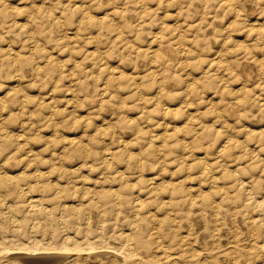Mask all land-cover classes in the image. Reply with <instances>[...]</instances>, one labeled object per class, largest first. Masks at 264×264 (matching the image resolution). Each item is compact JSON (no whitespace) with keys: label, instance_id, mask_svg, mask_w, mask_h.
Returning a JSON list of instances; mask_svg holds the SVG:
<instances>
[{"label":"rangeland","instance_id":"obj_1","mask_svg":"<svg viewBox=\"0 0 264 264\" xmlns=\"http://www.w3.org/2000/svg\"><path fill=\"white\" fill-rule=\"evenodd\" d=\"M0 173V264H264V0H0Z\"/></svg>","mask_w":264,"mask_h":264},{"label":"bare ground","instance_id":"obj_2","mask_svg":"<svg viewBox=\"0 0 264 264\" xmlns=\"http://www.w3.org/2000/svg\"><path fill=\"white\" fill-rule=\"evenodd\" d=\"M68 39H69V38H68ZM168 50H169V49H168ZM170 50H171V49H170ZM166 53H167V52H166ZM168 54H169V53H168ZM170 58H171V57H170ZM17 70H18V69H17ZM154 70H155V69H154ZM19 71H20V70H19ZM4 74H5V72H4ZM2 75H3V73H2ZM5 75H6V74H5ZM161 85H162V84H161ZM160 90H161V89H160ZM91 101H92V100H91ZM91 101H90V102H91ZM7 136H8V135H7ZM2 138H3V137H2ZM7 141H8V140H7ZM8 150H9V149H8ZM29 154H30V153H29ZM5 155H6V154H5ZM5 155H4V156H5ZM13 156H14V155H13ZM106 156H107V155H106ZM106 156H105V158H106ZM107 157H108V156H107ZM109 157H110V156H109ZM23 158H24V157H23ZM33 158H34V157H33ZM111 158H112V157H111ZM107 160H108V159H107ZM109 161H110V160H109ZM21 162H22V161H21ZM37 163H38V161H37ZM40 164H41V163H40ZM105 164H106V163H105ZM108 164H109V163H108ZM36 165H37V164H36ZM56 167H57V166H56ZM62 167H63V166H62ZM58 168H59V167H58ZM58 168H57V169H58ZM64 168H65V167H63V169H64ZM66 168H67V167H66ZM79 168H80V167H79ZM12 169H13V168H12ZM68 169H69V168H68ZM210 169H211V168H210ZM37 170H38V169H37ZM37 170H36V171H37ZM66 170H67V169H66ZM66 170H65V172H66ZM70 170H71V169H70ZM74 170H75V169H74ZM78 170H79V169H78ZM80 170H81V169H80ZM80 170H79V171H80ZM68 172H69V170H68ZM3 173H4V172H3ZM12 173H13V172H12ZM23 173H24V171H23ZM35 173H37V172H35ZM38 173H39V170H38ZM42 173H43V172H42ZM66 173H67V172H66ZM71 173H72V172H71ZM0 174H1V173H0ZM8 174H9V173H8ZM24 175H25V174H24ZM26 175H27V173H26ZM41 175H42V174H41ZM50 175H51V174H50ZM70 175H71V174H70ZM16 176H17V175H16ZM48 176H49V175H48ZM55 176H56V175H55ZM66 176H67V175H66ZM84 176H85V175H84ZM0 177H3V176H0ZM17 177H18V176H17ZM71 177H72V175H71ZM82 177H83V176H82ZM14 179H15V178H14ZM16 179H17V178H16ZM16 179H15V180H16ZM18 179H19V178H18ZM82 179H83V178H82ZM84 179H85V178H84ZM69 180H70V179H69ZM71 180H72V179H71ZM80 180H81V179H80ZM85 180H86V179H85ZM85 180H84V181H85ZM21 181H22V180H21ZM21 181H20V182H21ZM44 181H45V180H44ZM72 181H73V180H72ZM84 181H83V182H84ZM7 182H8V181L5 180V179H1V180H0V194H1L2 196H3V193H1V191L7 187ZM15 182H18V181H14V182L12 183V185L10 186L11 189H10V190H7V193L10 194V195H13L14 193H16L15 195H21V194H23V193L26 191V189H25L23 186L19 185L20 182H19V183H15ZM57 182H58V181H57ZM27 183H28V182H27ZM59 183H60V182H59ZM154 183H155V182H154ZM30 184H32V183H30ZM38 184H39V181H38ZM57 184H58V183H57ZM40 186H41V185H40ZM56 186H57V185H56ZM60 186H61V185H60ZM64 186H65V185H64ZM66 186H68V185H66ZM57 187H58V186H57ZM111 187H112V186H111ZM40 188H41V187H40ZM47 188H48V187H47ZM86 188H88V186H87ZM24 190H25V191H24ZM40 190H42V189H40ZM61 190H62V189H61ZM89 190L91 191V189H89ZM89 190H88V191H89ZM56 191L58 192V188H57ZM88 191H85V192H88ZM103 191H104V190H103ZM106 191H108V190H106ZM114 191H115V190H114ZM28 192H29V191H28ZM28 192H27V193H28ZM62 192L64 193V191H62ZM60 193H61V192H60ZM60 193H59V194H60ZM88 193H89V192H88ZM116 193H117V192H116ZM30 194H32V193H30ZM90 194H91V193H90ZM10 195H9V196H10ZM57 195H58V194H57ZM63 195H64V194H63ZM118 195H119V193H118ZM60 196H61V194H60ZM89 196H94V195H89ZM96 196H97V195H96ZM208 196H209V195H208ZM14 197H16V196H14ZM37 197H38V196H37ZM40 197H41V196H40ZM61 197H63V196H61ZM87 197H88V196H87ZM115 197H116V196H115ZM226 197H228V196H226ZM3 198H4V197H3ZM3 198H2V199H3ZM22 198H23V197H22ZM22 198H21V199H22ZM68 198H69V197H68ZM90 198H91V197H90ZM14 199H15V198H14ZM42 199H43V198H42ZM48 199H49V198H48ZM60 199H61V198H60ZM138 199H139V198H138ZM209 199H210V198H209ZM22 200H23V199H22ZM44 200H45V199H44ZM44 200H43V201H44ZM62 200H63V199H62ZM71 200H72V199H71ZM94 200H95V199H94ZM94 200H93V201H94ZM1 201H2V200H1ZM1 201H0V202H1ZM10 201H11V200H10ZM18 201H20V200H18ZM18 201H16V202H18ZM39 201H41V200H40L39 198H35L34 195H28V202H29L28 204H30V207H32V208H37V207L40 208V206H42V203H41V205H40V204H39V203H40ZM52 201H53V200H52ZM93 201H92V202H93ZM105 201H106V200H105ZM207 201H208V200H207ZM45 202H46V200H45ZM45 202H44V203H45ZM85 202H86V200H85ZM83 203H84V202H83ZM88 203H89V202H88ZM105 203H107V201H106ZM126 203H127V202H126ZM135 203H136V201H135ZM62 204H63V203H62ZM89 204H90V203H89ZM136 204H137V203H136ZM138 204L140 205V203H138ZM19 205H20V204H19ZM21 205H22V204H21ZM25 205H26V204H25ZM39 205H40V206H39ZM51 205H52V204H51ZM59 205H60V204H59ZM98 205H99V204H98ZM133 205H134V204H133ZM43 206H44V204H43ZM100 206H101V205H100ZM100 206H99V207H100ZM126 206H127V205H126ZM140 206H141V205H140ZM140 206H139V207H140ZM13 207H14V206H13ZM17 207H18V205H17ZM25 207H26V206H25ZM48 207H49V206H48ZM57 207H58V206H57ZM71 207H72V206H71ZM71 207H70V208H71ZM73 207H74V206H73ZM96 207H98V206H96ZM110 207H112V206H110ZM118 207H119V206H118ZM135 207H136V206H135ZM139 207H138V205H137V208H138V209H139ZM5 208H6V207H5ZM41 208H42V207H41ZM43 208H44V207H43ZM76 208H77V207H76ZM79 208H80V207H79ZM79 208H78V209H79ZM88 208H89V207H88ZM90 208H91V207H90ZM108 208H109V207H108ZM137 208H136V209H137ZM141 208H142V207H141ZM8 209H11V208H8ZM30 209H31V208H30ZM49 209H50V208H49ZM72 209H73V208H72ZM84 209L87 210L86 207H85ZM44 210H45V209H44ZM47 210H48V209H47ZM64 210H65V209H64ZM70 210H71V209H70ZM74 210H75V208H74ZM76 210H77V209H76ZM82 210H83V209H82ZM92 210H93V209H92ZM95 210H97V209H95ZM109 210H110V208H109ZM7 211H8V210H7ZM18 211H20V210H18ZM52 211H53V210H52ZM78 211H80V210H78ZM33 212H35V210H33ZM45 212H46V211H45ZM45 212H43V213H45ZM49 212H50V211H49ZM56 212H57V210H56ZM74 212H75V211H74ZM110 212H112V211H110ZM20 213H21V212H20ZM31 213H32V211H31ZM53 213H54V211H53ZM63 213H64V212H63ZM33 214H34V213H33ZM48 214H49V213H48ZM102 214H103V212H102ZM102 214H101V215H102ZM35 215L38 216V214H35ZM46 215H47V213H46ZM50 215H51V214H50ZM74 215H76V214H74ZM47 216H48V215H47ZM62 216H63V215H62ZM0 217H1V216H0ZM12 217H13V216H12ZM14 217H15V216H14ZM34 217H35V216H34ZM34 217H32V218H34ZM44 217H45V216H44ZM50 217H53V216H50ZM50 217H49V218H50ZM63 217L65 218V215H64ZM90 217H91V215H90ZM100 217H101V216H100ZM188 217H189V216H188ZM191 217H192V216H191ZM36 218H37V217H36ZM88 218H89V217H88ZM192 218H193V217H192ZM12 219H13V218H12ZM14 219H15V218H14ZM41 219H42V218H41ZM66 219H67V221H68V218H67V217H66ZM92 219H93V218H92ZM188 219H189V218H187V220H188ZM25 220H28V217H27V219H25ZM39 220H40V218H39ZM46 220H48V219H46ZM192 220H193V219H192ZM2 221H3V220H2ZM6 221H7V220H6ZM6 221H5V222H6ZM16 221H17V220H16ZM28 221H29V220H28ZM55 221H56V220H55ZM59 221H60V220H59ZM63 221H64V220H63ZM80 221H81V220H80ZM82 221H83V220H82ZM89 221H90V219H89ZM91 221H92V220H91ZM10 222H11V221H10ZM12 222H13V221H12ZM12 222H11V223H12ZM56 222H58V221H56ZM64 222H65V221H64ZM101 222H102V221H101ZM103 222H104V221H103ZM131 222H132V221H131ZM190 222H191V221L189 220V223H190ZM255 222H256V221H255ZM11 223H8V224H11ZM13 223H14V222H13ZM40 223H42V221H41ZM40 223H39V224H40ZM90 223H91V222H89V225H90ZM98 223H100V222H98ZM6 224H7V223H6ZM6 224H5V225H6ZM15 224H17V223L15 222ZM22 224H23V221H22ZM33 224H34V223H33ZM33 224H32V225H33ZM37 224H38V223H37ZM37 224H36V225H37ZM39 224H38V226H36V227H39ZM65 224H66V222H65ZM65 224H64V225H65ZM76 224H77V223H76ZM2 225H3V223H2ZM20 225H21V224H20ZM29 225H30V224H29ZM32 225H31V226H32ZM64 225H63V228H64ZM96 225H97V224H96ZM3 226H4V225H3ZM3 226H2V227H3ZM25 226H26V225H25ZM31 226H30V227H31ZM86 226H87V225H86ZM91 226H92V225H91ZM98 226H99V225H98ZM102 226H103V225H102ZM12 227H13V226H12ZM14 227H15V226H14ZM22 227H23V225H22ZM36 227H35V228H36ZM40 227H41V226H40ZM43 227H44V226H43ZM48 227H49V226H48ZM48 227H47V228H48ZM56 227H57V226H56ZM71 227H72V226H71ZM16 228H17V225H16ZM18 228H19V227H18ZM20 228H21V227H20ZM33 228H34V227H33ZM35 228H34V229H35ZM45 228H46V227H45ZM65 228H66V227H65ZM67 228H69V227H67ZM78 228H79V227H78ZM88 228H89V227H88ZM13 229H14V228H13ZM34 229H33V230H34ZM43 229H44V228H41V230H43ZM50 229H51V228H50ZM53 229H54L53 232H55V228H53ZM76 229H77V228H76ZM90 229H91V227H90ZM20 230H21V229H20ZM63 230H64V229H63ZM26 231H27V230H26ZM45 231H46V230H45ZM47 231H48V230H47ZM136 231H137V230H136ZM33 232H34V231H33ZM33 232H32V234H33ZM36 232H37V231L35 230V233H36ZM53 232H51V233H53ZM66 232H67V231H66ZM88 232H89V231H88ZM88 232H87V233H88ZM2 233H3V232H2ZM11 233H13V232H11ZM14 233H15V232H14ZM40 233H42V232H40ZM40 233H38V234H40ZM67 233H68V232H67ZM123 233H124V232H123ZM3 234H4V233H3ZM16 234H17V233H16ZM19 234H20V233H19ZM43 234H44V233H43ZM43 234H42V235H43ZM100 234H101V233H100ZM102 234H103V233H102ZM127 234H128V233H127ZM129 234H130V233H129ZM9 235H10V234H9ZM12 235H13V234H12ZM30 235H31V231H30ZM40 235H41V234H40ZM54 235H55V234H54ZM63 235H65V234H63ZM68 235H70V234H68ZM124 235H125V234H124ZM142 235H143V232H142ZM2 236H3V235H2ZM2 236H0V237H2ZM6 236H7V235H6ZM16 236H18V234H17ZM31 236H32V235H31ZM31 236H30V237H31ZM43 236H44V235H43ZM46 236H47V235H46ZM80 236H81V235H80ZM80 236H79V237H80ZM89 236H90V234H89ZM132 236H133V235H132ZM4 237H5V236H4ZM52 237H53V236H52ZM69 237H70V236H69ZM69 237H68V238H69ZM74 237H75V236H74ZM87 237H88V236H87ZM8 238H9V237H8ZM32 238H33V236H32ZM61 238H62V237H61ZM61 238H60V239H61ZM81 238H82V236H81ZM125 238H126V237H125ZM129 238H130V237H129ZM129 238H128V239H129ZM140 238H141V237H140ZM10 239H11V238H10ZM33 239H34V238H33ZM33 239H32V240H33ZM35 239H36V238H35ZM35 239H34V240H35ZM64 239H65V238H64ZM70 239H71V238H70ZM251 239H252V238H251ZM4 240H5V239H4ZM36 240H37V239H36ZM73 240H75V239H73ZM85 240H87V239H85ZM126 240H127V239H126ZM1 241H2V240H0V242H1ZM8 241H9V240H8ZM10 241H11V240H10ZM41 241H42V240H41ZM41 241H40V243H41ZM129 241H131V240H129ZM139 241H141V240H139ZM42 242H43V241H42ZM67 242H68V241H67ZM86 242H87V241H86ZM88 242H89V241H88ZM91 242H92V241H91ZM93 242H94V241H93ZM253 242H254V241H253ZM27 243H28V242H27ZM37 243H38V241H37ZM52 243H53V242H52ZM127 243H129V242L127 241ZM130 243H131V242H130ZM3 244H4V243H3ZM20 244H24V243H20ZM20 244L18 243L17 245H20ZM34 244H35V243H34ZM47 244H48V243H47ZM55 244H56V243H55ZM92 244H93V243H92ZM92 244H91V246H92ZM141 244H142V243H141ZM141 244H140V245H141ZM145 244H146V243H145ZM235 244H236V243H235ZM5 245H6V244H5ZM17 245H15V246L17 247ZM52 245H53V244H52ZM74 245H76V244H74ZM77 245H78V243H77ZM77 245H76V246H77ZM82 245H83V244H82ZM129 245H130V244H129ZM129 245H128V246H129ZM131 245H132V244H131ZM131 245H130V246H131ZM12 246H13V245H12ZM12 246H11V247H12ZM46 246H47V245H46ZM60 246H61V245H60ZM80 246H81V244H80ZM91 246H90V247H91ZM6 247H7V246H6ZM13 247H14V246H13ZM13 247H12V248H13ZM16 247H15V249H16ZM21 247H22V246H21ZM21 247H18V248H21ZM28 247L30 248V246H28ZM40 247H41V246H39V243H38V245L36 244V245L33 246V250H37V251H38V249H40ZM43 247H44V245H43ZM49 247H51V246H49ZM55 247H56V249H60L59 252H62V254H64V252H66L65 255L67 254V252H69V249H70V248L67 249L69 246L66 247V245L62 246V248H58L57 246H55ZM74 247H75V246H74ZM74 247H71V248H74ZM133 247H134V246H133ZM160 247H161V246H160ZM160 247H159L158 249H160ZM235 247H236V246H235ZM1 248H5V247L2 246ZM1 248H0V250H1ZM12 248H11V249H12ZM23 248H25V247H23ZM23 248H22V249H23ZM45 248H46V247H44V249H45ZM92 248H93V247H92ZM5 249H6V248H5ZM15 249H14V250H15ZM25 249H26V248H25ZM25 249H24V251H25ZM27 249H28V248H27ZM48 249H51V248H48ZM52 249H54V247H53ZM56 249H55V250H56ZM75 249H76V248H75ZM75 249H73V250L75 251ZM79 249H80V248H79ZM79 249L76 250V251H80ZM86 249H87V248H86ZM130 249H132V248L130 247ZM158 249H157V250H158ZM161 249H162V248H161ZM163 249L165 250V248H163ZM7 250H8V248H7ZM16 250H18V249H16ZM70 250H71V249H70ZM83 250H85V249L83 248ZM83 250H81V251H82V254H83ZM128 250H129V249H128ZM133 250H134V249H133ZM133 250H132V251H129V253H130V252L133 253ZM2 251H3V249H2ZM30 251H31V248H30ZM30 251H29V252H30ZM41 251H43V250H41ZM51 251H52V250H51ZM74 251H72V252H74ZM76 251H75V252H76ZM90 251H91V250H90ZM134 251H135V250H134ZM158 251H159V250H158ZM167 251H169V250H167ZM52 252H54V251H52ZM102 252H103V251H102ZM140 252H141V251H140ZM140 252H139V253H140ZM160 252H161V251H160ZM165 252H166V251H165ZM3 253H4V252H3ZM31 253H32V252H31ZM50 253H51V252H50ZM57 253H58V252H57ZM57 253H56V254H57ZM76 253H77V252H76ZM78 253H81V252H78ZM93 253H95V249H94ZM96 253H97V252H96ZM96 253H95V254H96ZM134 253H135V252H134ZM139 253H138V254L136 253V254L138 255L137 257H136V255H134L135 257L132 256V258H135V261H136V260H137V261H141V259H140L141 257L139 258ZM1 254H2V252H1ZM1 254H0V263H1L2 261L5 263V259L3 258V255H1ZM68 254H69V253H68ZM86 254H88V253H86ZM95 254H94V255H95ZM100 254L102 255V253H100ZM142 254H143V253H142ZM4 255H5V254H4ZM51 255H52V253H51ZM65 255H64V256H65ZM71 255H72V253H71ZM75 255H76V254H75ZM94 255H92V256H94ZM103 255H104V254H103ZM124 255H125V254H124ZM156 255H157V254H156ZM163 255H164V254H163ZM165 255H167V254H165ZM1 256H2V257H1ZM5 256H8V255H5ZM66 256H68V255H66ZM83 256H84V255H83ZM99 256H100V255H99ZM121 256H122V255H121ZM127 256H128V255H127ZM146 256L148 257V254H147ZM158 256H159V255H158ZM161 256H162V255H161ZM169 256H170V255H168V256H166V257L169 258ZM172 256H173V255H172ZM174 256H175V255H174ZM46 257H47V256H46ZM58 257H61V256L59 255ZM69 257L71 258V256H69ZM69 257H68V258H69ZM73 257H74V255H73ZM86 257H87V256H86ZM88 257H89V255H88ZM125 257H126V256H125ZM125 257H124V258H125ZM144 257H145V256H144ZM164 257H165V256H163L162 258L164 259ZM166 257H165V258H166ZM16 258H17V257H16ZM18 258H19V257H18ZM23 258H24V257H23ZM28 258L30 259V257H28ZM54 258H55V257H54ZM56 258H57V257H56ZM56 258H55V259H56ZM64 258H65V257H64ZM66 258H67V257H66ZM68 258H67V259H68ZM75 258H76V257H75ZM132 258H131V259L129 258V260H132ZM142 258H143V257H142ZM157 258H159V257H157ZM160 258H161V257H160ZM172 258H173V257H172ZM184 258L186 259V257H184ZM235 258H236V257H235ZM3 259H4V260H3ZM6 259H7V258H6ZM19 259H20V258H19ZM19 259H18V260H19ZM47 259H48V258H47ZM47 259H46V260H47ZM88 259H90V258H88ZM94 259H95V258H94ZM97 259H98V258H97ZM170 259H171V258H170ZM180 259H183V258H180ZM10 260H11V258H10ZM12 260H13V259H12ZM14 260H15V259H14ZM20 260H21V259H20ZM43 260H44V259H43ZM48 260H49V259H48ZM53 260H54V259H53ZM71 260H72V259H71ZM73 260H74V258H73ZM114 260H115V259H114ZM126 260H127V258H126ZM129 260H127V261H129ZM158 260H159V259H158ZM177 260H178V258H177ZM6 261H8V260H6ZM21 261H22V260H21ZM38 261H41V260H38ZM69 261H70V260H69ZM84 261H86V260H84ZM147 261H148V258H147ZM147 261L145 260L146 263H147ZM154 261H156V260H154ZM167 261H168V260H167ZM167 261H166V263H168ZM11 262H12V261H11ZM13 262H14V261H13ZM15 262H16V261H15ZM27 262H28V261H27ZM27 262H26V263H27ZM30 262H31V261H30ZM34 262H35V261H34ZM36 262H37V261H36ZM75 262H76V261H75ZM133 262H134V261H133ZM148 262H150V261H148ZM152 262H153V260H152ZM188 262H190V261H188ZM4 263H3V264H4ZM9 263H10V261H9ZM19 263H21V262H19ZM39 263L41 264V262H39ZM127 263H128V262H127ZM131 263H132V261H131ZM178 263H179V262H178ZM7 264H8V263H7ZM10 264H11V263H10ZM30 264H31V263H30ZM59 264H60V263H59ZM69 264H70V263H69ZM74 264H75V263H74ZM97 264H98V263H97ZM128 264H129V263H128ZM135 264H136V263H135ZM148 264H149V263H148ZM150 264H152V263H150ZM153 264H155V263L153 262ZM160 264H162V263H160ZM164 264H165V263H164ZM168 264H170V263H168ZM176 264H177V263H176Z\"/></svg>","mask_w":264,"mask_h":264}]
</instances>
